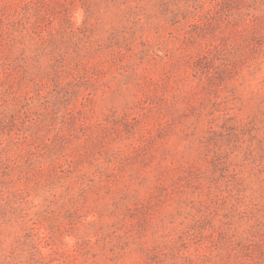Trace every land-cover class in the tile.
<instances>
[{
	"label": "rangeland",
	"instance_id": "1",
	"mask_svg": "<svg viewBox=\"0 0 264 264\" xmlns=\"http://www.w3.org/2000/svg\"><path fill=\"white\" fill-rule=\"evenodd\" d=\"M0 264H264V0H0Z\"/></svg>",
	"mask_w": 264,
	"mask_h": 264
}]
</instances>
